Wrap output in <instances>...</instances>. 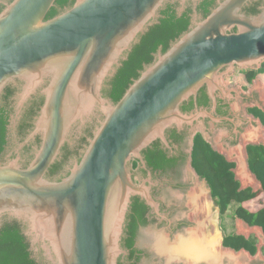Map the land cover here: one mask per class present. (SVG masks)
<instances>
[{
  "label": "water",
  "instance_id": "obj_1",
  "mask_svg": "<svg viewBox=\"0 0 264 264\" xmlns=\"http://www.w3.org/2000/svg\"><path fill=\"white\" fill-rule=\"evenodd\" d=\"M216 1L205 18L195 12L188 31L166 52H158L118 102L103 95L106 81L170 0H75L50 19L46 16L56 0L5 2L0 11V100L7 87L20 81L17 116L34 95L44 101L32 130L14 148L15 156L0 162V220L8 216L25 226L38 259L118 264L132 197L140 195L154 205L149 189L135 184L129 165L154 141L169 145L165 134L172 127L191 126L188 170L198 181L196 199H209L207 183L192 167L195 136L200 132L207 140L198 120H220L212 112L216 91H224V75L264 63V9L248 16L243 9L253 0ZM203 86L212 110L183 112L181 105ZM15 120L11 117L10 124ZM86 127L93 128L86 147L66 163L68 173L54 180L50 168L61 160L64 146L78 143ZM246 128L242 141L224 153L235 163L242 188L259 192L263 185L250 168L247 146L264 144V134L260 127ZM37 138L40 143L30 157L24 156L21 150ZM222 146L214 149L222 151ZM246 229L263 234L259 227ZM204 239L202 244L184 241L177 252L195 250L210 264L264 261L261 250L252 256L224 246L221 234L211 242Z\"/></svg>",
  "mask_w": 264,
  "mask_h": 264
},
{
  "label": "flooded vegetation",
  "instance_id": "obj_2",
  "mask_svg": "<svg viewBox=\"0 0 264 264\" xmlns=\"http://www.w3.org/2000/svg\"><path fill=\"white\" fill-rule=\"evenodd\" d=\"M10 1L0 0V6ZM214 1L216 6L217 1ZM170 2L176 6L179 15L190 9L191 22L195 12L200 18H203L198 9L205 0H187L184 4L181 0H170ZM214 7L212 6L211 10ZM263 9L264 0H253L244 7L243 13L248 16H257ZM242 69L244 68L237 67L233 73L224 75V91L218 90L215 93L216 107L212 114L220 120L214 121L209 117L198 120L207 132V140L200 132L195 136L196 138L200 135L204 142L208 143L226 160L227 156L224 150L229 151L230 147L242 141L241 135L248 129L246 127H260L264 134V119L260 115L264 114V63L260 67L251 68L254 70L249 72L241 71ZM21 86L22 83L18 81L16 84L10 85V92L3 94H8L12 113H10L7 126L8 145L1 153L0 162L15 156L14 148L32 130L33 122L44 101L41 95H34L22 113L17 116L14 110L15 99ZM212 107L213 100L208 94L207 86H203L199 90L196 98L192 97L181 105V109L185 113H192L197 109L211 111ZM11 117L16 119L12 124H10ZM190 128L191 126L186 125L181 129L177 127L167 129L165 136L169 145L158 139L142 151V158H134L131 161L129 168L135 184L143 185L149 189L154 205L148 204L146 199L140 195L132 197L121 240L124 253L119 257L118 264H210L204 258H199L200 253L195 250L190 249L187 250V254H183L177 252V249L184 241L199 239L196 243L202 244L206 242L204 237L207 242H211L216 235L220 236V234L224 246L242 251L244 254L248 252L252 256L261 250L264 256V227L252 224L247 219L234 214H232V219L225 222L219 200L214 197L209 181L201 176L194 167L192 156V167L200 176L199 181L206 182V187L210 189V197L206 202L203 203L204 197L196 199V195L199 193L198 181L188 170ZM84 129L85 131L77 140L81 141L85 138L86 142L80 144L78 141L73 146L70 145L72 150L76 146H80L79 155L88 143L87 138L91 137L93 133V128L90 133L87 132V127ZM218 131L223 132L221 138ZM38 143H40L39 138L21 151L25 152L28 148L30 155ZM221 144L223 145L222 151L214 149ZM253 145L255 144H249L247 151L249 146ZM70 146L68 147L70 148ZM227 162L231 163L228 160ZM232 164L234 169L235 163L232 162ZM67 165L58 171L54 180H60L68 173ZM240 189L249 190L250 188L243 189L241 186ZM258 197L247 200L242 205L249 212L258 214L260 209L264 208V197ZM195 201H197L195 205L198 206L194 205ZM14 220L16 219L8 216L3 217L0 220V230L5 221L12 222ZM16 221L20 224L23 233L25 226L18 220ZM247 227H259L263 230V234L247 233ZM230 237L231 239H229ZM228 243L237 244L239 247L236 249ZM29 246V250L39 264H49L44 257L42 260L38 259L37 252L32 250L30 243ZM225 264L228 262L225 261ZM243 264H264V261L258 259L249 262L247 260L243 261Z\"/></svg>",
  "mask_w": 264,
  "mask_h": 264
},
{
  "label": "trees",
  "instance_id": "obj_3",
  "mask_svg": "<svg viewBox=\"0 0 264 264\" xmlns=\"http://www.w3.org/2000/svg\"><path fill=\"white\" fill-rule=\"evenodd\" d=\"M74 2L75 0H56L55 6L50 9L46 19L60 14L66 8L71 7ZM214 3V0H205L201 4L198 11L203 18L211 12V7L215 6ZM4 6H0V11ZM190 13L191 10L189 9L179 15L176 6L171 2L167 3L160 11L158 22L140 35L139 41L128 52V58L122 61V65L117 68L114 76L106 81L103 95L114 102H118L133 81L140 76L144 68L155 61V55L159 51L166 52L173 42L188 31L192 23ZM252 70L254 69L244 68L241 71L249 72ZM5 92H10V86L5 89ZM183 108L185 109V106ZM10 113H12V105L9 103L8 94L3 95L0 102V156L8 145L7 126ZM260 115L264 119V114ZM90 130L91 128H88L87 132L90 133ZM82 142L85 143L86 139L83 138L79 141L80 144ZM79 148L78 145L74 151H71L68 145L64 146L61 160L50 168L48 175L54 178L58 171L70 161L71 156L78 157ZM29 152V149L26 148L24 156L30 157ZM248 153L250 168L262 183V192H264V144L249 146ZM192 156L194 167L211 184L213 195L219 200L222 207L225 222L232 219V214H234L247 219L252 224H259L264 227V208L260 209L258 214H255L249 212L242 205L243 202L253 199L261 192H254L252 188L241 190L240 181L236 179L232 163L227 162L225 157L215 152L208 143L204 142L200 135L195 138ZM229 245L236 249L239 247L237 244ZM29 247V242L22 233L20 224L16 220L12 222L5 221L0 230V264H39L33 257Z\"/></svg>",
  "mask_w": 264,
  "mask_h": 264
},
{
  "label": "crops",
  "instance_id": "obj_4",
  "mask_svg": "<svg viewBox=\"0 0 264 264\" xmlns=\"http://www.w3.org/2000/svg\"><path fill=\"white\" fill-rule=\"evenodd\" d=\"M258 198H263L264 197V193L261 191V193L258 195Z\"/></svg>",
  "mask_w": 264,
  "mask_h": 264
},
{
  "label": "rangeland",
  "instance_id": "obj_5",
  "mask_svg": "<svg viewBox=\"0 0 264 264\" xmlns=\"http://www.w3.org/2000/svg\"><path fill=\"white\" fill-rule=\"evenodd\" d=\"M246 205H248V204H246ZM246 232H247V229H246ZM248 233V232H247Z\"/></svg>",
  "mask_w": 264,
  "mask_h": 264
}]
</instances>
